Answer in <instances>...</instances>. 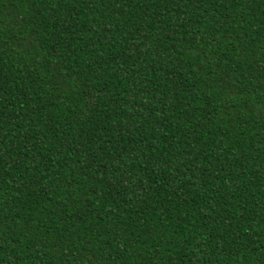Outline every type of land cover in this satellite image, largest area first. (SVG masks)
Returning <instances> with one entry per match:
<instances>
[{"label": "trees", "instance_id": "trees-1", "mask_svg": "<svg viewBox=\"0 0 264 264\" xmlns=\"http://www.w3.org/2000/svg\"><path fill=\"white\" fill-rule=\"evenodd\" d=\"M0 264H264V0H0Z\"/></svg>", "mask_w": 264, "mask_h": 264}]
</instances>
